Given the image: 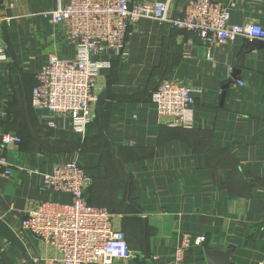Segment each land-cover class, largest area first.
<instances>
[{
	"label": "crops",
	"instance_id": "0c3cea01",
	"mask_svg": "<svg viewBox=\"0 0 264 264\" xmlns=\"http://www.w3.org/2000/svg\"><path fill=\"white\" fill-rule=\"evenodd\" d=\"M7 1L15 7L7 8ZM58 1L0 0V15L17 16L0 22V134L23 138L5 149L13 176L0 175V225L23 247L0 234L14 264L60 256L28 235L21 220L46 202L71 200L44 189L24 169L44 171L72 159L94 175L88 201L110 209L115 227L127 234L133 256L110 264H173L186 235H205L206 243L191 247L185 264H208L206 246L234 249L230 264H264V41L205 43L142 21L126 54L112 57L111 68L99 75L101 99L82 133L68 117L48 124L32 100L47 57L73 54L64 28L39 14ZM187 1L170 0L171 12L181 14ZM217 1L235 2L234 22L264 25V0ZM162 78L197 90L193 126L173 125L158 114L152 95ZM0 264H6L1 254Z\"/></svg>",
	"mask_w": 264,
	"mask_h": 264
},
{
	"label": "built area",
	"instance_id": "2783aa9c",
	"mask_svg": "<svg viewBox=\"0 0 264 264\" xmlns=\"http://www.w3.org/2000/svg\"><path fill=\"white\" fill-rule=\"evenodd\" d=\"M170 3V0H59L55 8L41 11L39 14L50 24L64 28L73 50L72 55H49L32 90L33 104L47 114L48 124L55 125L57 116L68 117L74 130L85 133L101 99L99 75L111 68L112 57L126 54L128 38L144 20L190 32L205 43L264 41L262 23L232 20L234 1L188 0L181 14L172 13ZM5 6L13 9L15 4L7 1ZM16 17L0 15V22L11 23ZM196 96L193 87L162 78L154 88L152 103L171 124L190 127L194 124ZM21 143L22 138L14 132L0 134V175L13 176V165L5 149ZM24 172L38 177L44 189L71 197L68 202H46L21 220L28 235L60 254L57 258H36L38 264H110L117 258L133 256L126 232L114 225L112 211L88 201L94 175L77 159L54 162L44 171L30 167ZM205 243V235L194 240L186 235L174 253L173 264H185L186 252Z\"/></svg>",
	"mask_w": 264,
	"mask_h": 264
},
{
	"label": "water",
	"instance_id": "95a60500",
	"mask_svg": "<svg viewBox=\"0 0 264 264\" xmlns=\"http://www.w3.org/2000/svg\"><path fill=\"white\" fill-rule=\"evenodd\" d=\"M239 66L242 67V64H239ZM239 73L240 70L236 69L233 77L235 80H239ZM226 87H229V85H227ZM0 253L3 256V258L6 261V264H14L11 256L9 255V253L3 248V246L0 244ZM234 253V249H229L227 251H222V250H218V249H213L209 246L205 247V254H206V258L208 261V264H230L231 263V257ZM146 256L148 257V252L146 250ZM137 259L141 258V254H137L136 255Z\"/></svg>",
	"mask_w": 264,
	"mask_h": 264
},
{
	"label": "trees",
	"instance_id": "16d2710c",
	"mask_svg": "<svg viewBox=\"0 0 264 264\" xmlns=\"http://www.w3.org/2000/svg\"><path fill=\"white\" fill-rule=\"evenodd\" d=\"M17 134V133H16ZM20 136V135H19ZM21 137V136H20ZM22 138V137H21ZM23 143V138H22ZM21 143V144H22ZM0 234L6 236L8 240L16 247H19L21 250L23 249L21 243L18 241V239L15 237L13 231L10 230L5 224L0 225ZM1 254V253H0ZM3 257V256H2ZM5 260V259H4Z\"/></svg>",
	"mask_w": 264,
	"mask_h": 264
},
{
	"label": "rangeland",
	"instance_id": "374dc122",
	"mask_svg": "<svg viewBox=\"0 0 264 264\" xmlns=\"http://www.w3.org/2000/svg\"><path fill=\"white\" fill-rule=\"evenodd\" d=\"M33 2H34V0H33ZM0 242L3 243V239H2V237H0ZM5 246L7 247V249H9L8 246H7V244H5ZM6 247H5V249H6ZM7 249H6V250H7Z\"/></svg>",
	"mask_w": 264,
	"mask_h": 264
}]
</instances>
